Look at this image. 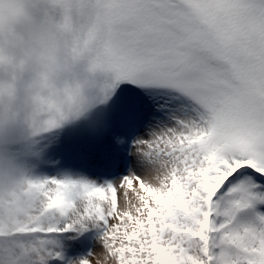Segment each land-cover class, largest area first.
Returning <instances> with one entry per match:
<instances>
[{
	"label": "snow or ice",
	"instance_id": "obj_1",
	"mask_svg": "<svg viewBox=\"0 0 264 264\" xmlns=\"http://www.w3.org/2000/svg\"><path fill=\"white\" fill-rule=\"evenodd\" d=\"M60 2L92 69L71 117L126 82L144 132L119 177L31 182L36 212L0 217V264H48L57 233L88 227L78 264H264V0Z\"/></svg>",
	"mask_w": 264,
	"mask_h": 264
},
{
	"label": "clouds",
	"instance_id": "obj_2",
	"mask_svg": "<svg viewBox=\"0 0 264 264\" xmlns=\"http://www.w3.org/2000/svg\"><path fill=\"white\" fill-rule=\"evenodd\" d=\"M84 52L60 0H0V138L72 116L92 71Z\"/></svg>",
	"mask_w": 264,
	"mask_h": 264
},
{
	"label": "rangeland",
	"instance_id": "obj_3",
	"mask_svg": "<svg viewBox=\"0 0 264 264\" xmlns=\"http://www.w3.org/2000/svg\"><path fill=\"white\" fill-rule=\"evenodd\" d=\"M126 88L130 92L126 91L124 97L129 99V102L134 101L137 91L126 82H122L117 86L108 101L112 99L116 102L122 91L127 90ZM134 103L135 107L130 113H128L126 105L119 109H117L116 104L108 105L107 111L105 110L101 114L104 116L102 120L99 119L100 117H94L91 121L95 128V137H97L92 142H88L91 147L87 148V145L84 144L82 147L71 148L69 152L65 150L66 153L68 152L66 155L69 157L68 159H62V161L56 158V154H59L56 150L58 148L55 145H47L48 142L46 141L50 139L59 141L63 139L65 141L63 137L65 135L64 128L57 130L54 135L46 136V141H39L42 143L41 149L43 152L35 160L29 157L28 149L22 151L18 146L11 145L21 136L20 134L14 133L11 136L0 138V147L6 142L11 146L8 147L7 145V148L3 150L5 155L3 158L6 162L0 158V184L2 185L0 187V217H3L6 221L9 219L21 222L27 221L38 209V205L35 204L38 198L30 195V184L48 176L69 175L102 183L105 180H112L124 174L129 165L134 163V157L128 153L129 141L135 134H143L144 132L143 105L139 94ZM100 108L101 106H98V112L101 110ZM72 119L70 117L64 122L69 124ZM45 128L41 127V129ZM59 135L61 138L57 137ZM118 138H122V140H118ZM14 148H18V154ZM73 152L82 153L79 155L82 160H74L72 158ZM88 154L91 157L87 156ZM95 154H97V158L94 160L92 158ZM12 163V167L17 170L16 174L18 175L7 181L5 175L11 172L10 166ZM98 234L99 229L96 227H88L79 232L67 230L57 233L56 235L60 239L58 248L60 256L49 259L48 264H78L80 257L87 255L90 249L99 247ZM23 238L28 239L29 237L25 236Z\"/></svg>",
	"mask_w": 264,
	"mask_h": 264
},
{
	"label": "trees",
	"instance_id": "obj_4",
	"mask_svg": "<svg viewBox=\"0 0 264 264\" xmlns=\"http://www.w3.org/2000/svg\"><path fill=\"white\" fill-rule=\"evenodd\" d=\"M17 140H20V138L18 137ZM17 140H15V141H17Z\"/></svg>",
	"mask_w": 264,
	"mask_h": 264
}]
</instances>
